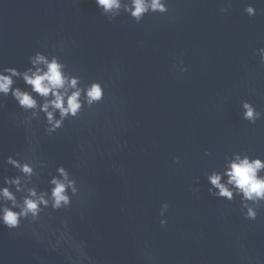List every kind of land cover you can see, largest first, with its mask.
Wrapping results in <instances>:
<instances>
[{"label": "water", "instance_id": "obj_1", "mask_svg": "<svg viewBox=\"0 0 264 264\" xmlns=\"http://www.w3.org/2000/svg\"><path fill=\"white\" fill-rule=\"evenodd\" d=\"M248 4L256 15L244 12ZM168 6L136 23L124 14L109 21L95 0H0V68L23 71L41 51L105 90L99 104L52 135L37 121L26 131L25 114L5 98L0 179L16 174L4 159L23 155L35 137V155L47 162L36 169L38 187L46 189L62 165L80 192L71 207L43 213L30 227L47 237L66 219L96 264H264V207L247 220L239 197H212L206 180L234 152L264 159V119L249 124L241 109L248 100L264 111L256 51L264 47V0ZM180 61L187 71L173 67ZM164 202L170 207L161 226ZM67 254L28 228L0 227V264H70Z\"/></svg>", "mask_w": 264, "mask_h": 264}, {"label": "clouds", "instance_id": "obj_2", "mask_svg": "<svg viewBox=\"0 0 264 264\" xmlns=\"http://www.w3.org/2000/svg\"><path fill=\"white\" fill-rule=\"evenodd\" d=\"M100 14L109 21L121 14L127 15L136 23H140L148 14L169 12L168 0H95ZM231 8L222 7L221 12ZM248 16L256 15V8L248 4L244 8ZM62 50V46H61ZM260 62L264 64V47L257 50ZM29 66L23 71L16 67L0 68V109L4 107V99L11 96L21 109L22 123L30 132L32 122H42L45 134L52 135L64 127L65 121L78 118L85 107L92 109L104 99V85L99 81L82 83L79 75L67 70L66 64L58 55H47L36 51L28 57ZM173 65L181 72L186 67ZM23 81V87L17 85ZM242 119L249 124H256L264 119V111L248 100L241 102ZM205 155H211L205 152ZM179 163V158L174 157ZM6 166L16 170L13 176L5 175L0 179V227L14 231L22 226L30 229V234L40 242L47 240L53 250L67 249L70 264H96L86 251L83 241L73 238L67 220H62V228H56L45 237L31 228V225L43 221V213L51 216L52 212L71 207L72 198L79 195L77 180L64 166H57L55 173L49 174L48 187L40 189L35 183L37 168L44 169L47 162L38 160L35 155V137L29 140L26 152L9 155L4 159ZM207 191L215 198L234 201L240 200V213L247 220H256L258 209L264 207V159L251 157L247 152H234L225 156L224 163L206 174ZM193 183L199 184L197 177ZM199 191V189H193ZM170 205L161 204L160 224H167L165 213ZM51 210L50 212L48 210Z\"/></svg>", "mask_w": 264, "mask_h": 264}]
</instances>
